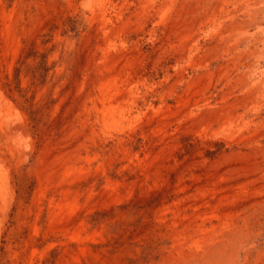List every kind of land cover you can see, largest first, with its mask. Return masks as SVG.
<instances>
[{
  "label": "rangeland",
  "instance_id": "1",
  "mask_svg": "<svg viewBox=\"0 0 264 264\" xmlns=\"http://www.w3.org/2000/svg\"><path fill=\"white\" fill-rule=\"evenodd\" d=\"M263 224L264 0H0V264H177L230 230L264 264Z\"/></svg>",
  "mask_w": 264,
  "mask_h": 264
},
{
  "label": "bare ground",
  "instance_id": "2",
  "mask_svg": "<svg viewBox=\"0 0 264 264\" xmlns=\"http://www.w3.org/2000/svg\"><path fill=\"white\" fill-rule=\"evenodd\" d=\"M227 237L228 239H225L224 242H222L224 239L219 242L215 238L213 240L207 237L202 238L206 242H201L200 253L197 252L189 258L180 260L177 264H237L238 250L250 241L251 236L249 233L244 234L242 231L230 230L227 231Z\"/></svg>",
  "mask_w": 264,
  "mask_h": 264
}]
</instances>
